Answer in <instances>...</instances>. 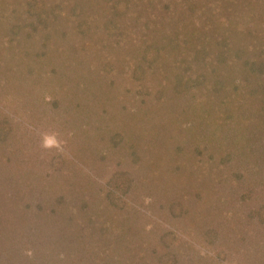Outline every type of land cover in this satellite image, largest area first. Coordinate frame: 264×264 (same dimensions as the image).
<instances>
[{"label": "rangeland", "instance_id": "374dc122", "mask_svg": "<svg viewBox=\"0 0 264 264\" xmlns=\"http://www.w3.org/2000/svg\"><path fill=\"white\" fill-rule=\"evenodd\" d=\"M198 4V12L208 10ZM169 6L173 17L159 23L190 35L197 11ZM149 7L167 13L159 0ZM249 14L236 23L253 25ZM0 27V35L11 29L8 21ZM219 48L205 46L196 58L178 45L176 59L150 51L145 58L131 46L120 68L117 48L95 62L106 74L30 75L26 90V76L0 64V120L16 129L2 144L9 161L0 163V251L10 250V259L1 254L0 264H89V221L105 225L94 244L99 264H264V55L253 74L215 57ZM76 98L83 107L70 103ZM75 145L89 156L79 157Z\"/></svg>", "mask_w": 264, "mask_h": 264}, {"label": "trees", "instance_id": "16d2710c", "mask_svg": "<svg viewBox=\"0 0 264 264\" xmlns=\"http://www.w3.org/2000/svg\"><path fill=\"white\" fill-rule=\"evenodd\" d=\"M100 1V5H94L86 4L83 0H0V26L4 21H8L11 26L9 33L2 29L4 34L0 35L1 66L5 64L8 73L14 72L26 76L25 82L22 83L24 90L29 87L25 84L30 75L45 74L51 77L66 71L67 75H74V78H78L77 76L84 70L93 72L100 70L106 74L109 70L105 72L103 62H99V68H96V60L99 57L106 58L108 54L105 52L119 48L120 53L118 54L124 57L119 62L120 68L125 66V62L128 63L131 46L140 47L142 57L146 58L147 51L154 53L155 57L156 54L164 57L162 54L169 56L170 53L175 56L179 45L183 47L181 51L183 55H190L192 50V56L198 58V54L202 57L205 46L220 45L221 50L214 55L215 57L234 60L247 70L250 69V73L253 74L262 69L257 63V58L260 54L264 55V0H256L254 5H249V2L247 5H241L242 2L239 0H212L213 2L208 0H159V4L167 12L162 13L164 10L161 9L159 14L157 7H155L157 11L150 12L149 6L155 0H99L98 2ZM169 2L179 3L187 13L193 14L197 11L198 18L195 19L198 20L197 26L194 25L191 34L185 36L192 39L194 44L190 45L184 35L180 34L178 37L177 34L170 33L165 25L159 23L161 17L162 20H169L173 17V12L175 13L174 9L170 10ZM196 3H201L202 7H207L208 10L198 12L201 5L198 4L199 7L196 8ZM81 6L85 8L82 10ZM217 8L223 11H218ZM257 9L263 11V16L254 14ZM81 11L83 12L80 13ZM242 12H245L246 16L250 13L249 17L255 19L253 25L248 22L247 24L236 23L235 19H239ZM14 20L16 23L13 22ZM161 26L166 28L164 32H161ZM1 28L0 32H2ZM233 29L242 31L239 39L235 35L232 36ZM153 32H158L159 37L157 40L150 41L147 33ZM230 39H234V42ZM34 41L37 42V48L33 47ZM241 43L247 44L246 47ZM250 53H253L251 54L253 56H246ZM178 57L182 56L177 55L176 59ZM143 64L144 62L133 64V70H138ZM75 70L78 72L77 75H75ZM74 78L70 76L71 81ZM109 78L114 81L112 76ZM192 82L196 81L192 80ZM45 83L46 81L42 85ZM260 85L264 86V81H261ZM257 90L259 91V84ZM71 93H68L69 97ZM50 101L57 103L58 98H52ZM79 101L81 102L79 98H76L70 103L76 108L77 106L83 107L82 103H78ZM230 123L232 121L228 120L227 123L222 124L227 125L228 128ZM92 130L96 129L92 127L90 131ZM13 132H16V129L5 117L0 120V163L2 160H6V163L9 161V157L3 153L2 144L4 141L6 144L7 138L9 141L15 139ZM110 139L108 138L106 142L111 149L118 144V140L115 137ZM12 147L21 148L16 144ZM94 148L101 151L97 146L92 147L91 150L94 151ZM74 149L78 151L82 159L89 156L82 147L75 145ZM94 153L90 152V155ZM255 164L252 165L255 166ZM259 164L260 162L257 166ZM58 166L61 165L58 164ZM89 225L91 240L87 241L89 246L86 248V259L92 264H99L96 256L100 252L96 250L97 246L94 244L99 245V238L105 232L103 231L105 225L102 223L97 225L92 221H89ZM8 238H4L3 248L8 244L6 243ZM2 252L0 251L1 258L8 262L10 250L4 248ZM23 259L27 261L28 256L25 254Z\"/></svg>", "mask_w": 264, "mask_h": 264}]
</instances>
